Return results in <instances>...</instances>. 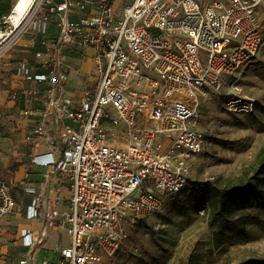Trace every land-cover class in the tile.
Returning <instances> with one entry per match:
<instances>
[{"label": "built area", "instance_id": "2783aa9c", "mask_svg": "<svg viewBox=\"0 0 264 264\" xmlns=\"http://www.w3.org/2000/svg\"><path fill=\"white\" fill-rule=\"evenodd\" d=\"M15 5L0 22V60L26 38L13 74L30 85L27 139L46 145L31 161L67 184L52 201L47 183L24 187L39 227L20 229L17 264L137 260L136 221L189 189L207 145L199 99L256 107L239 80L264 53V0H27L20 15ZM14 190L0 178V224L18 212Z\"/></svg>", "mask_w": 264, "mask_h": 264}, {"label": "rangeland", "instance_id": "374dc122", "mask_svg": "<svg viewBox=\"0 0 264 264\" xmlns=\"http://www.w3.org/2000/svg\"><path fill=\"white\" fill-rule=\"evenodd\" d=\"M25 40L19 41L14 49H28ZM15 53L10 50L0 60V69H10L8 64ZM0 76L1 82L7 79L3 73ZM239 83L256 100L254 111L229 113L216 97L199 99L195 128L205 135L207 145L190 162V187L162 212L136 221L134 240L140 249L139 257L132 261L126 255L125 264H188L192 257L196 264H242L250 259H264L263 201L250 204L231 218H219L213 224L211 216L202 211L205 203L211 205L214 197L224 195L227 181L239 177L252 164L259 149L264 148V53L243 69ZM0 87H4L3 83ZM2 111L0 145L2 148L11 140L15 151V115ZM10 153L2 150L1 161H7ZM8 164L10 171L19 165L14 158ZM238 198L242 201L240 195ZM67 244L68 237L62 234L60 245ZM16 259L14 248L6 252L0 249L1 264H16Z\"/></svg>", "mask_w": 264, "mask_h": 264}, {"label": "crops", "instance_id": "0c3cea01", "mask_svg": "<svg viewBox=\"0 0 264 264\" xmlns=\"http://www.w3.org/2000/svg\"><path fill=\"white\" fill-rule=\"evenodd\" d=\"M50 30L54 31L53 28ZM26 43L28 44L27 41ZM26 50H21L20 48H17V50L15 49L16 53L11 56L12 59L8 64L10 69L7 71L0 69L2 70L0 75L3 73L7 77V79H4L5 81L1 82L3 78L0 76V85L3 83L4 86L0 87V111L3 112L2 110H7L10 115L14 113V131L16 132L15 151H13L11 140L7 141V145H2V148L5 149H2L0 145V178L15 184L14 194L18 203V212L15 213V215L6 218L0 224V249L3 248L6 252V249L14 248L17 254L16 264L19 258L23 255V249L19 247L18 243L20 229L29 228L35 231L39 227V222L29 221L25 217V209L32 203L34 196L25 194L24 187L30 186L39 189L40 185L47 183L48 191H50L48 196L51 198V201L55 198L54 192L57 188H60L62 198L67 197V184L64 176L57 173L48 179L47 167L35 165L31 161L34 155L46 152V145L38 143L34 139H27L28 131L31 128L33 121L31 118L23 116L22 111L33 104L30 100L31 97L28 96L30 85L24 83L20 78L15 77L13 74L14 63L25 56ZM2 150H7L12 153L5 162L1 161ZM11 158H14V161L19 164L14 171L8 170V168H10L8 163ZM4 173L9 174L10 177H5ZM52 243L53 242L51 241L48 244L52 245Z\"/></svg>", "mask_w": 264, "mask_h": 264}, {"label": "trees", "instance_id": "16d2710c", "mask_svg": "<svg viewBox=\"0 0 264 264\" xmlns=\"http://www.w3.org/2000/svg\"><path fill=\"white\" fill-rule=\"evenodd\" d=\"M17 0H0V22L6 17ZM213 187L216 188L215 184ZM242 197V201L238 196ZM264 202V148H260L254 161L239 177L227 181L224 195L214 197L211 205L205 203V212L211 216V224L219 218H231L254 202ZM188 264H196L190 258ZM242 264H264V259H250Z\"/></svg>", "mask_w": 264, "mask_h": 264}, {"label": "bare ground", "instance_id": "6f19581e", "mask_svg": "<svg viewBox=\"0 0 264 264\" xmlns=\"http://www.w3.org/2000/svg\"><path fill=\"white\" fill-rule=\"evenodd\" d=\"M26 2L27 0H21L18 2V4L16 3L15 5V13L17 15H20L22 13V11L24 10L25 6H26Z\"/></svg>", "mask_w": 264, "mask_h": 264}]
</instances>
